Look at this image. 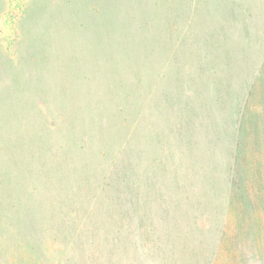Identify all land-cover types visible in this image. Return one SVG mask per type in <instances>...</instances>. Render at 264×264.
<instances>
[{
  "label": "rangeland",
  "instance_id": "374dc122",
  "mask_svg": "<svg viewBox=\"0 0 264 264\" xmlns=\"http://www.w3.org/2000/svg\"><path fill=\"white\" fill-rule=\"evenodd\" d=\"M0 264H264V0H0Z\"/></svg>",
  "mask_w": 264,
  "mask_h": 264
}]
</instances>
